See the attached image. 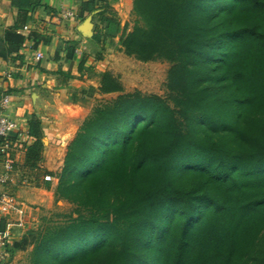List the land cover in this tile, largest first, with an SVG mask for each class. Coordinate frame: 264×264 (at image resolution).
I'll list each match as a JSON object with an SVG mask.
<instances>
[{
  "label": "trees",
  "instance_id": "16d2710c",
  "mask_svg": "<svg viewBox=\"0 0 264 264\" xmlns=\"http://www.w3.org/2000/svg\"><path fill=\"white\" fill-rule=\"evenodd\" d=\"M116 1H81L76 19L99 11L95 42L167 62V98L134 92L92 109L48 189L76 217L37 231L29 264H264V0H131L130 31ZM37 5L12 1L20 17ZM24 41L7 31L0 58ZM78 71L99 95L123 92L109 71L84 60ZM44 137L31 116L25 168Z\"/></svg>",
  "mask_w": 264,
  "mask_h": 264
},
{
  "label": "crops",
  "instance_id": "0c3cea01",
  "mask_svg": "<svg viewBox=\"0 0 264 264\" xmlns=\"http://www.w3.org/2000/svg\"><path fill=\"white\" fill-rule=\"evenodd\" d=\"M12 1L0 0V51L7 47L4 42L5 33L16 27L25 41L18 53L10 55L6 60L0 58V99L4 95L10 97L7 114L18 122L24 135L27 136L28 123L33 115L42 121L45 132L42 139V159L36 169L29 170L24 167L28 138L12 150L11 157L15 159L18 156L21 165L14 171L10 161L12 178H16L21 185V181L25 180L22 175H27L30 181V184H27L28 190L18 186L14 191L20 206L16 215L21 218L19 215H22L24 193L45 191L44 174H53L57 168H62L66 149L85 119L75 117L78 112L76 109L79 104L92 98V95H89L90 98L85 99L83 93L91 92L93 88L95 92L92 94L98 95L95 80L80 77L78 68L81 61L84 60L85 68H92L95 72L106 71L100 69L105 62L104 54L119 52L108 43H97L93 40L98 25L95 16L99 11L87 15L82 21L76 19L78 5L86 0H37L38 5L25 17H20L18 10L12 6ZM120 3L121 0L114 2L113 8ZM65 12L73 13L75 17L63 19ZM54 16H59V21L48 23L49 18ZM34 35L39 41L37 45L32 39ZM68 42H72L74 47L71 59L66 58ZM37 54L42 57L38 59ZM66 72H70L72 79L63 75ZM25 169L28 172H23Z\"/></svg>",
  "mask_w": 264,
  "mask_h": 264
},
{
  "label": "rangeland",
  "instance_id": "374dc122",
  "mask_svg": "<svg viewBox=\"0 0 264 264\" xmlns=\"http://www.w3.org/2000/svg\"><path fill=\"white\" fill-rule=\"evenodd\" d=\"M113 13L120 20L121 26L127 25V29L130 31L134 22V17L131 13V0H121V3L113 8ZM103 57L105 62H103L100 69L109 71L118 77L123 87V92L121 94L111 95L92 94V98H90L89 101L78 105L76 109L78 112L76 113L77 115H75L76 118H86L90 115L94 107L110 103L120 95L139 92L142 95H156L163 99L167 98L166 77L170 68L167 62L156 61L142 63L136 61L134 58L126 57L122 53L111 55L104 54ZM10 159L14 171L18 170L21 167L18 156L15 157V159ZM16 160H18V163H16ZM57 167L58 165L56 168ZM60 170L57 168L56 172L53 173L54 176L50 177V181H47L45 176L43 177V187L45 191L41 190L24 193L25 199L22 198L24 200H22V215H19L22 219L16 215L20 206L17 202L18 198H15L16 195L14 191L17 190L18 186H21L23 190L29 189L27 187V184H30L28 176L22 175V179H25L21 181L22 185L16 178H12L13 182L10 181L9 184L3 188V191L11 197L15 206V212L6 218L8 227L5 224V228H8L7 231L10 239L8 243L9 246L7 245L8 247H6V249H11V251H9L11 252V258L8 257L5 264H29L28 256L31 252L33 245L32 240L36 232L44 228L63 224L70 218L76 217L74 211L75 207L73 205L54 197L53 194L48 191V189L52 187L55 175H57ZM23 172H28V170L25 169ZM24 239L27 240V246L22 250Z\"/></svg>",
  "mask_w": 264,
  "mask_h": 264
},
{
  "label": "built area",
  "instance_id": "2783aa9c",
  "mask_svg": "<svg viewBox=\"0 0 264 264\" xmlns=\"http://www.w3.org/2000/svg\"><path fill=\"white\" fill-rule=\"evenodd\" d=\"M74 14L65 12L62 15L63 19L74 18ZM59 16L49 18L48 23L51 21H59ZM36 57L40 59L41 54ZM10 104V97L8 95L2 96L0 99V189L9 184L12 178V168L10 160L8 159L9 153H12L13 148L20 142L27 140V136L20 130L19 124L16 120L10 118L7 110ZM50 181V177H46ZM15 212L14 202L11 197L0 190V220L6 222V218ZM8 227V226H7ZM0 231V264H5L7 261L6 247L9 243L8 228Z\"/></svg>",
  "mask_w": 264,
  "mask_h": 264
}]
</instances>
